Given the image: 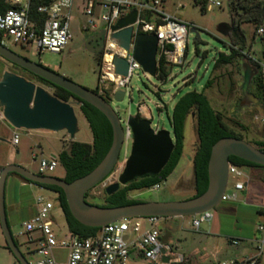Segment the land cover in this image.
I'll return each instance as SVG.
<instances>
[{"label": "rangeland", "instance_id": "1", "mask_svg": "<svg viewBox=\"0 0 264 264\" xmlns=\"http://www.w3.org/2000/svg\"><path fill=\"white\" fill-rule=\"evenodd\" d=\"M219 1L222 7L205 12L201 6L195 4L194 0H164V10L172 17L191 25V29L196 28L199 37L196 41V34L190 33L188 55L184 66L171 67L166 80L147 75L142 70L137 71L130 84L132 88L130 94L122 102L109 101L116 110L124 128H126L130 116L139 115L141 119L144 118L143 115L139 114V105L143 104L152 117V127L170 131L174 138L170 120L176 104L190 92H203L207 83L213 79L214 85L205 92L215 111L222 116L223 122L230 130L242 136L245 141L252 145L256 142H264V125L256 120V116L264 115V102L257 90L255 77L249 85L248 92L255 96L259 103L249 106L242 105L245 99L246 67L250 73H255L256 68L249 63L247 58H242L236 59L231 65L222 66L215 70V61L221 53L229 54L231 47L239 50L243 45L241 43L236 45L235 34L233 33L226 37L221 35L219 33L221 24H233L235 29L239 27L244 32V53L264 59V42L261 40L259 32L256 34L253 25L242 24L240 26L238 18L232 17L228 0ZM80 6L81 4L77 1L73 11V19L70 22L73 40L61 54L46 52L39 55L31 46L22 47L10 42H7V46L18 55L33 62L41 63L45 67L57 69L75 83L92 91H97L101 71L99 57L84 48L78 47L89 36L96 35L99 31L84 30L87 28L90 30L89 19L83 14ZM78 7L80 10H77ZM99 27L101 29L103 25L99 24ZM1 59L7 63L8 71L24 77L28 81H33L31 77L24 75L21 70L15 69L8 61ZM35 84L54 95L55 91L51 87L39 83ZM0 110L2 111V109ZM75 111L80 131L73 140L65 131L52 133L19 130L20 143L18 146H13L11 140L15 128L7 121H0V169L6 167L7 163H11L38 174L39 160L42 158L48 159L53 154H58L62 149L69 148L72 141L92 143L91 129L78 105H75ZM132 145L133 141L127 147H123L114 174L90 192L88 200L93 205H108L106 189L103 188V185L107 183L110 186L118 181L124 170L125 162L130 156ZM198 145L196 122L191 116L186 123L184 155L174 173L161 183L159 190L151 188L132 191L129 198L140 202L161 203L193 198L196 194L193 161ZM34 155L37 156L36 161L33 158ZM47 176L63 178L65 169L60 165L54 173H49ZM22 181L18 176H10L7 180L5 199L7 215H9L8 221L12 235L22 253L30 264H37L43 257L31 253L29 249H32L33 246L25 244L26 240L19 238L18 235L22 231L23 223L33 216V211L37 208V198L42 196L57 203L58 194L39 186H29V184L24 186ZM234 183L235 180L230 178L228 195L234 193L232 191ZM224 203L222 202L213 210L212 214L214 215ZM54 216L66 234L68 232L67 223L64 212L58 203L54 210ZM207 225V222L204 223L200 232H197L192 225V217L165 219L160 223L162 229L172 234L175 255H182L185 258H190L194 251L206 245L202 235ZM6 246V239L0 224V264H18ZM208 246V251H211L212 245L209 244ZM196 258H201V253Z\"/></svg>", "mask_w": 264, "mask_h": 264}, {"label": "built area", "instance_id": "2", "mask_svg": "<svg viewBox=\"0 0 264 264\" xmlns=\"http://www.w3.org/2000/svg\"><path fill=\"white\" fill-rule=\"evenodd\" d=\"M77 1L81 4L83 14L89 19L90 30L88 28L84 30L99 31L106 36L104 51L98 56L101 68L98 87L100 96L114 100V95L118 91H124L125 97L132 91L130 87L132 78L137 71H144L134 55L139 34L157 36L158 67L160 62L168 68L184 66L188 55L191 25L168 14L163 7L164 0H0V43L6 47L7 42L22 47L31 46L39 55L46 52L61 54L73 40L70 22ZM80 7L77 10H80ZM217 7H222L219 0H208L207 11ZM133 11L138 13V17L132 26L130 49L126 50L113 38L115 33L113 27ZM99 24L103 25L101 29ZM258 32L264 37V28ZM244 54L248 61L258 66V73L264 86V59L249 53ZM116 58L129 63L127 76L116 73L114 64ZM262 100L264 102V89ZM139 114L152 122V117L143 104L139 105ZM256 120L264 125V115L256 116ZM0 121H6L3 111H0ZM154 130L157 133L160 129L157 127ZM124 132L123 147H127L133 141V132L128 122ZM11 143L13 146L19 145V130L15 129L13 132ZM33 158L37 160L36 155ZM59 166L58 156L42 158L39 160L38 174L47 176L54 173ZM230 178L235 180L232 195H228ZM246 178L244 167L230 164L229 181L222 202L235 201L236 192L245 188ZM108 185L105 183L103 188L106 189ZM160 188L161 184H158L152 189ZM57 203L61 208L59 201ZM57 203L42 196L38 197L37 214L23 223L22 231L18 235L19 238L26 240L25 244L33 246L29 249L31 253L43 257L37 264H185L184 256H176L174 253L172 236L168 243L162 241L167 230L162 229L160 223L165 218L125 219L99 228L96 236L83 239L73 235L69 230L66 234L59 228L56 230L59 227L54 216ZM212 219V211L192 216V225L200 232L202 225ZM259 231L264 234V226L259 227ZM233 243L239 244L237 241ZM55 250L68 251L67 261H57L52 255ZM164 256L169 259L168 263L164 262ZM263 256L262 237L256 241L252 256L219 264H260Z\"/></svg>", "mask_w": 264, "mask_h": 264}, {"label": "water", "instance_id": "3", "mask_svg": "<svg viewBox=\"0 0 264 264\" xmlns=\"http://www.w3.org/2000/svg\"><path fill=\"white\" fill-rule=\"evenodd\" d=\"M138 13L121 19L113 27V38L123 48L130 49L133 36V25ZM190 33H198L196 28ZM219 33L228 36L237 34L233 24H221ZM105 35V33H103ZM90 38L87 43L94 46ZM158 38L155 35L139 34L136 39L135 59L141 64L146 74L157 77ZM88 51L98 55L94 49ZM0 57L48 82L62 88L78 99L89 103L98 109L109 120L113 129V144L104 160L89 174L73 182L54 176H42L17 165L10 164L0 173V224L6 239L7 247L18 264H30L20 250L12 235L6 209V184L10 174H17L22 178L43 186L61 188L66 196L70 211L74 218L82 225L90 228H103L109 224L132 218L159 217L165 219L192 217L215 210L221 203L229 181L230 158L237 157L250 163L264 167V151L251 143L236 137H226L218 141L212 148L209 162V188L201 196L176 202H139L128 206L100 207L87 202L86 195L110 178L120 161L124 146L125 132L122 122L111 104L96 91L83 87L69 78L52 71L30 59L20 56L10 48L0 43ZM116 73L127 76L129 63L121 58L115 59ZM258 74L250 73L246 67L244 101L242 105L258 104L259 100L248 92L252 79ZM125 99V92L118 91L114 95L116 102ZM78 106L80 103L77 104ZM0 109L6 121L17 130L67 132L73 140L79 133V121L75 105L66 103L50 94L44 88L28 81L26 78L7 71L0 79ZM128 125L133 132V145L129 158L125 162L122 174L116 183L106 188L107 195L117 193L122 187L129 185L136 179L147 176H158L167 166L175 149L174 138L170 131L152 128L148 119H139L137 116L128 118ZM172 234L166 232L162 241L169 242ZM163 254L165 251H162ZM164 262L169 259L164 256Z\"/></svg>", "mask_w": 264, "mask_h": 264}, {"label": "trees", "instance_id": "4", "mask_svg": "<svg viewBox=\"0 0 264 264\" xmlns=\"http://www.w3.org/2000/svg\"><path fill=\"white\" fill-rule=\"evenodd\" d=\"M194 2L196 5L201 6L203 11L207 12L206 5L208 0H194ZM228 5L232 17L236 16L238 18L240 26L242 24H251L255 27L256 34H258L259 29L264 28V0H228ZM236 30L237 34L234 36L236 45L238 46L240 43L243 45L239 50L231 47L229 54L221 53L215 61V70L222 66L231 65L236 59L246 58L245 54L243 53L245 52V34L239 27ZM261 40L264 42L263 36H261ZM249 63L258 70V66L255 63H252L251 61H249ZM169 71L170 68L166 67L160 62L157 77L161 80H166L169 76ZM31 75L37 78L39 82L52 87L55 91L54 96L63 102L72 103L73 100H77L81 104L80 109L84 118L89 124L93 135V141L92 143H80L72 141L69 148L63 149L59 153L58 159L60 165H62L65 169L64 179L67 182H73L83 176H86L104 160L112 147L113 129L109 120L98 109L89 103L78 99L70 92L59 88L32 73ZM254 80L260 96L263 97L264 86L259 73L255 76ZM213 85L214 81L211 79L207 83L203 92H190L183 96L176 104L170 120L174 134L175 149L167 166L161 171V173L155 177L147 176L145 178L136 179L128 186L121 188L117 193L111 196L107 195L105 190L106 201L108 202V205L100 207L128 206L139 203L140 201L129 198L130 192L151 189L155 185L166 181L174 173L183 158L185 150L186 123L188 118L191 116L196 122L199 139V145L193 161L196 189V194L194 197L201 196L208 190L209 162L213 146L218 141L226 137H236L244 140L242 136L237 135L229 129V127L223 122L222 116L218 114L213 108L205 92ZM96 93H98V90ZM105 99L108 102L110 101L108 97ZM137 117L141 119L139 115ZM253 145L264 151L263 141L256 142ZM230 161L231 164L239 167H256L264 169L263 166L250 163L237 157H231ZM10 176H18L26 183L33 184L41 188H46L57 193L58 201L64 212L68 230L73 235L86 239L94 237L98 234L100 229L86 227L74 218L70 211L65 193L61 188L38 185L22 178L17 174H10ZM90 192L86 195V200L88 203L92 204L88 200ZM6 249L9 250L7 246Z\"/></svg>", "mask_w": 264, "mask_h": 264}, {"label": "crops", "instance_id": "5", "mask_svg": "<svg viewBox=\"0 0 264 264\" xmlns=\"http://www.w3.org/2000/svg\"><path fill=\"white\" fill-rule=\"evenodd\" d=\"M1 58L0 79L8 71L7 63ZM59 153H55L51 157L58 156ZM244 168L247 175V178L244 179L245 188L236 192L237 199L235 201H227L217 209L213 219L207 222L208 225L203 231L202 238L206 245L194 251L190 258L184 257L185 264H219L223 261L247 258L254 254L256 241L259 238H264V234L259 231V227L264 226V169ZM22 182L24 186L29 184ZM32 185L29 184V186ZM232 191L234 192V190ZM36 214L37 208L32 215ZM57 224L59 227L56 226V230L58 231L59 228L61 232H64L59 221ZM235 241L239 244L235 245L233 243ZM209 244L212 245L211 251H208ZM200 253L201 258H196ZM52 255L57 261L65 262L68 258V251L55 250ZM260 264H264V256Z\"/></svg>", "mask_w": 264, "mask_h": 264}, {"label": "flooded vegetation", "instance_id": "6", "mask_svg": "<svg viewBox=\"0 0 264 264\" xmlns=\"http://www.w3.org/2000/svg\"><path fill=\"white\" fill-rule=\"evenodd\" d=\"M90 38H94V39H92V43H93V45L94 46H90L91 44H88L87 43V41L90 39ZM105 38H106V36L103 34V33H98V34H96V35H91V36H89L88 38H87V40L85 41V42H83L81 45H79V47L78 48H84V49H88V48H91V49H94L95 50V52H97L98 53V55H96L97 57L98 56H100L102 53H103V51H104V46H105ZM73 50H75V49H73ZM32 61V60H31ZM35 63H38V62H35ZM11 65H13V67L15 68V69H17V70H21L22 72H23V74L24 75H27V76H29V77H31L32 79H33V83H39V84H42V85H44V86H47V85H45V84H43V83H41V82H39V80L37 79V78H35L34 76H32L31 75V73L30 72H28V71H26V70H24V69H22V68H20V67H18V66H16V65H14V64H12V63H10ZM38 64H40V65H42L41 63H38ZM44 66V65H43ZM45 67V66H44ZM48 68V67H47ZM49 69H51V68H49ZM52 71H54V72H57L58 74H60V75H63V74H61L60 73V71L59 70H57V69H51ZM64 76V75H63ZM48 87H50V86H48ZM52 88V87H51ZM53 89V88H52ZM79 102L77 101V100H73L72 101V104H74V105H77ZM116 183V182H115ZM128 186V185H127ZM126 187V186H125ZM122 188H124V187H122Z\"/></svg>", "mask_w": 264, "mask_h": 264}]
</instances>
